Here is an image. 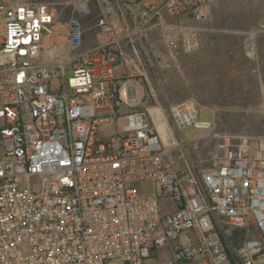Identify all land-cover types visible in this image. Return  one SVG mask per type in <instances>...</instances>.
<instances>
[{"label": "built area", "instance_id": "1", "mask_svg": "<svg viewBox=\"0 0 264 264\" xmlns=\"http://www.w3.org/2000/svg\"><path fill=\"white\" fill-rule=\"evenodd\" d=\"M135 1L138 28L163 24L177 51L187 34L164 23L203 20L213 0ZM69 2V55L50 60L57 13L0 0V264H264V134L220 136L199 176L176 166L162 109L143 105L134 77L117 76L129 64L123 23L101 17L104 44L73 55L91 0ZM200 109L175 107L176 128L213 129ZM102 127L112 134L101 138ZM233 231L246 235L237 247Z\"/></svg>", "mask_w": 264, "mask_h": 264}, {"label": "rangeland", "instance_id": "2", "mask_svg": "<svg viewBox=\"0 0 264 264\" xmlns=\"http://www.w3.org/2000/svg\"><path fill=\"white\" fill-rule=\"evenodd\" d=\"M41 2H51L50 7L57 10L58 46L47 59H63L69 55L63 27L77 17L75 8L69 0L30 1ZM90 10L91 15L81 19L83 45L73 55L104 44L96 27L101 17L123 23L121 46L129 64L120 66L117 76L134 77L145 90L143 105L162 109L171 135L165 143L171 142L176 166L199 176L211 167L220 136L253 141L264 134V0H213L203 20L168 18L164 24L171 25L169 29L179 26L187 34L186 46L181 45L177 51L166 45L163 24L155 22L138 28L137 8L132 0H91ZM1 29L0 23V32ZM72 76L73 68L69 67L66 79ZM190 104L201 107V121L215 119L213 129L176 128L172 110ZM112 132V127H102L99 136L107 138ZM245 238V234L233 231L230 242L237 247ZM180 241L187 244L185 237Z\"/></svg>", "mask_w": 264, "mask_h": 264}, {"label": "bare ground", "instance_id": "3", "mask_svg": "<svg viewBox=\"0 0 264 264\" xmlns=\"http://www.w3.org/2000/svg\"><path fill=\"white\" fill-rule=\"evenodd\" d=\"M157 114H159V112H157ZM156 121L162 140L165 142L167 139H171V135L169 133L168 126L165 120L160 119L159 116Z\"/></svg>", "mask_w": 264, "mask_h": 264}, {"label": "crops", "instance_id": "4", "mask_svg": "<svg viewBox=\"0 0 264 264\" xmlns=\"http://www.w3.org/2000/svg\"><path fill=\"white\" fill-rule=\"evenodd\" d=\"M31 0H25V3H27V2H30ZM135 4H136V1L135 0H132ZM42 3V2H41ZM67 3V2H66ZM65 3V4H66ZM45 4H47V5H51L52 3L51 2H47V3H45ZM58 4H63L62 2H60V3H58ZM69 4H71L70 2H69ZM51 8V7H50ZM51 9H53L56 13H57V10H56V8H51ZM83 52V51H82ZM215 115V114H214Z\"/></svg>", "mask_w": 264, "mask_h": 264}, {"label": "trees", "instance_id": "5", "mask_svg": "<svg viewBox=\"0 0 264 264\" xmlns=\"http://www.w3.org/2000/svg\"><path fill=\"white\" fill-rule=\"evenodd\" d=\"M239 233H241V232H239ZM243 234V233H242Z\"/></svg>", "mask_w": 264, "mask_h": 264}]
</instances>
